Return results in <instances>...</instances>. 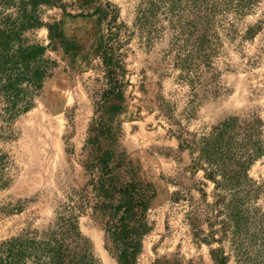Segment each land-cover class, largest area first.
<instances>
[{
  "label": "rangeland",
  "instance_id": "374dc122",
  "mask_svg": "<svg viewBox=\"0 0 264 264\" xmlns=\"http://www.w3.org/2000/svg\"><path fill=\"white\" fill-rule=\"evenodd\" d=\"M102 1L119 9L128 35L124 47L128 107L120 116L121 147L157 192L149 212L152 230L144 238L138 263L169 259L219 264L221 257L226 264H264V152L249 169L250 193L240 198L246 213L235 227L228 221L230 210L223 207L231 202L228 194L218 206L222 212L218 221L208 219L212 212L207 205L212 207L217 200L215 185L194 166L197 155L181 149L178 141L180 134L187 139L207 135L230 117L258 115L264 123V0L243 17L231 13L217 18L214 30L219 40L206 74L210 92L193 88L195 82L187 81L175 64V32L163 11L148 27H140L136 21L145 0ZM62 3L63 8H44L45 25L31 36L48 45L47 24H57L63 32L65 42L47 52L57 63L53 75L33 109L13 122L12 137L0 142L9 156V183L0 187V244L28 231L47 229L81 182L79 159L94 102L105 84L94 52L103 27L95 16H79L83 8L77 0ZM250 28L255 33L248 34ZM67 42L78 46L76 54L65 51ZM261 139L264 144V126ZM194 209L199 211V223L192 226L189 213ZM209 221L225 224L213 223V228ZM79 227L100 264H117L105 248L104 233L89 215L80 216Z\"/></svg>",
  "mask_w": 264,
  "mask_h": 264
},
{
  "label": "trees",
  "instance_id": "16d2710c",
  "mask_svg": "<svg viewBox=\"0 0 264 264\" xmlns=\"http://www.w3.org/2000/svg\"><path fill=\"white\" fill-rule=\"evenodd\" d=\"M63 0H0V142L12 137V124L35 106V99L51 78L57 66L47 57L49 49L65 42L57 24H47L48 45L31 36L43 27L45 7L63 8ZM83 10L79 16L97 17L103 29L95 43V57L100 61L105 84L100 98L94 102V116L89 125L79 163L81 182L66 197L57 218L44 230L28 231L0 244V264H100L92 245L79 227L81 215H89L105 237V248L117 264H139L144 238L151 232L149 212L157 192L143 176L141 169L121 147L123 135L120 116L127 110L126 28L120 22L119 9L108 1L77 0ZM259 0H145L138 11L140 27L153 21L159 11L174 30L175 64L193 88L206 92L212 85L206 74L219 37L214 30L219 16L247 15ZM152 30L148 31L149 37ZM255 33L250 28L248 34ZM65 51L77 53L73 42ZM187 80V81H188ZM199 86H194V85ZM264 123L258 115L250 118L230 117L212 128L207 135L178 136L181 149L197 156L194 166L213 182L217 200L207 205L211 218L218 221L223 206L229 222L239 227L246 213L240 200L250 193L249 169L263 156L261 136ZM183 137V138H182ZM8 154L0 149V187L9 183ZM223 200V202H222ZM219 206V207H218ZM221 208V207H220ZM217 213V215H214ZM199 211L189 213L191 225L199 223ZM213 217V218H212ZM234 220H233V219ZM222 222H208V225ZM224 227V225H222ZM197 228V227H196ZM203 233L202 230H200ZM216 231L210 235H213ZM157 259L153 264H182L180 260ZM226 264L225 258H217Z\"/></svg>",
  "mask_w": 264,
  "mask_h": 264
}]
</instances>
